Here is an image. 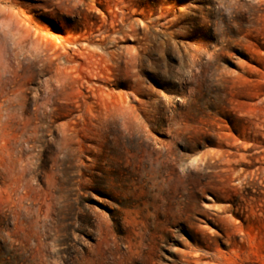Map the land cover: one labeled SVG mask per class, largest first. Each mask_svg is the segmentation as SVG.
<instances>
[{
  "label": "rangeland",
  "instance_id": "rangeland-1",
  "mask_svg": "<svg viewBox=\"0 0 264 264\" xmlns=\"http://www.w3.org/2000/svg\"><path fill=\"white\" fill-rule=\"evenodd\" d=\"M18 1L43 46L0 24V264H264V0Z\"/></svg>",
  "mask_w": 264,
  "mask_h": 264
},
{
  "label": "bare ground",
  "instance_id": "bare-ground-1",
  "mask_svg": "<svg viewBox=\"0 0 264 264\" xmlns=\"http://www.w3.org/2000/svg\"><path fill=\"white\" fill-rule=\"evenodd\" d=\"M25 17V9L22 2L18 0H0V24H4L9 32L13 31V34H18V43L20 45L25 46L29 44L37 53L43 46L42 33L40 27H37L34 33H32V29L26 22ZM24 209L25 215L20 219V223L24 226L27 225L28 230L34 234L33 237L36 240L35 246L47 243H42L43 240L54 238V236L55 238L57 237L64 225L57 205L54 208L48 205V207L43 209L41 204L33 206L29 203ZM50 209H52L51 212Z\"/></svg>",
  "mask_w": 264,
  "mask_h": 264
}]
</instances>
